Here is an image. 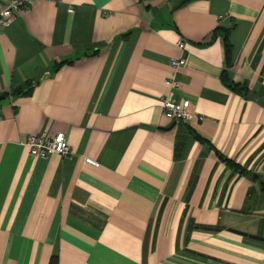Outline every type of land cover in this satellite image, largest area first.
<instances>
[{
    "label": "crops",
    "instance_id": "1",
    "mask_svg": "<svg viewBox=\"0 0 264 264\" xmlns=\"http://www.w3.org/2000/svg\"><path fill=\"white\" fill-rule=\"evenodd\" d=\"M181 1L40 0L0 27V94L33 83L0 101V264H264V0ZM44 129L71 153L33 155Z\"/></svg>",
    "mask_w": 264,
    "mask_h": 264
},
{
    "label": "built area",
    "instance_id": "2",
    "mask_svg": "<svg viewBox=\"0 0 264 264\" xmlns=\"http://www.w3.org/2000/svg\"><path fill=\"white\" fill-rule=\"evenodd\" d=\"M35 1L40 0H0V27H7L15 17L17 11L28 8L29 5ZM177 45L182 50L186 48L185 40L182 38L179 39ZM170 64L174 70L171 76L165 81L169 93L161 98L163 115L170 122L177 123L191 120L195 116V113L190 110V100L184 99L179 101L173 97L174 92L177 91L181 85L180 79L178 78V69L186 65V57L173 58ZM198 118L202 120L203 116L198 115ZM25 144L30 147L33 155L43 158H47L54 153L65 157L69 155L72 150L64 132H58L54 136H49L45 129L39 134H30L26 138ZM86 161L96 166L99 165L91 158H86Z\"/></svg>",
    "mask_w": 264,
    "mask_h": 264
},
{
    "label": "trees",
    "instance_id": "3",
    "mask_svg": "<svg viewBox=\"0 0 264 264\" xmlns=\"http://www.w3.org/2000/svg\"><path fill=\"white\" fill-rule=\"evenodd\" d=\"M191 0H182L180 5H185L188 2H190ZM230 32H231V28H224L219 26L212 34L211 39H215L217 38V36L221 35L223 37V41H224V45H225V52H226V64H227V69L229 67H231V61H232V50H233V44L231 43L230 40ZM72 63L71 61L67 60V61H63L60 64H58L55 68L58 69L59 67H61L64 64H69ZM227 69H225V71L222 73V79L225 82V84L231 88L233 91L240 93L242 95H247L249 93V89L247 85H243L241 83L235 82L233 80H231L228 76V71ZM33 83L29 84L25 89L22 88H17L16 90H14L12 93L10 92H3L0 94V101L8 98L10 95L12 96H18L21 94H30V92L32 91V86ZM198 139H200L201 141H205L202 137L198 136ZM219 157L223 160H225L227 163H229L230 165L238 168L239 165L235 162H233L231 159L225 157L223 154H221L220 152H218ZM256 177V176H255ZM263 184V188H264V183ZM50 264H58V257L54 256L51 259Z\"/></svg>",
    "mask_w": 264,
    "mask_h": 264
},
{
    "label": "water",
    "instance_id": "4",
    "mask_svg": "<svg viewBox=\"0 0 264 264\" xmlns=\"http://www.w3.org/2000/svg\"><path fill=\"white\" fill-rule=\"evenodd\" d=\"M259 102L264 105V100H259Z\"/></svg>",
    "mask_w": 264,
    "mask_h": 264
},
{
    "label": "rangeland",
    "instance_id": "5",
    "mask_svg": "<svg viewBox=\"0 0 264 264\" xmlns=\"http://www.w3.org/2000/svg\"><path fill=\"white\" fill-rule=\"evenodd\" d=\"M180 86H181V85H180ZM179 89H180V88H179ZM179 89H178V90H179ZM173 97H174V96H173ZM176 100H177V99H176Z\"/></svg>",
    "mask_w": 264,
    "mask_h": 264
}]
</instances>
